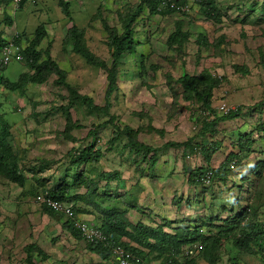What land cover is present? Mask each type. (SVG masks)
<instances>
[{
    "label": "rangeland",
    "instance_id": "374dc122",
    "mask_svg": "<svg viewBox=\"0 0 264 264\" xmlns=\"http://www.w3.org/2000/svg\"><path fill=\"white\" fill-rule=\"evenodd\" d=\"M68 1L71 18L59 0H26L20 9L10 3L4 7L7 17L1 23L6 24L9 15L13 18L8 33L22 32L25 47L37 41L36 65L49 63L40 69L32 68L28 60H13L4 69L0 64V111L9 115L5 117L12 130L9 148L25 177L20 185L0 174V264H28L31 244L35 256L40 249L47 255L38 264H116L114 257L91 251L92 243L82 234L74 237L66 225L68 218L50 215L35 197L39 190L73 182L72 190L65 192L66 202L72 204L76 194L86 192L76 184L81 172L94 178L104 170L139 173L127 187L137 190L139 199L134 202L143 210H129L134 222L152 224L170 236L204 228L200 239L174 248L172 258L179 264H264V0H214L215 9L202 6L206 0H167L181 7L165 14L155 11L157 3L149 0ZM213 12L218 18L211 17ZM129 20L140 45L119 63L118 88L109 110H91L69 86L104 107L108 71L75 50L70 28L83 29L80 42L111 67L109 32L123 35ZM177 32L182 33L178 40L171 37ZM56 67L66 72L64 80ZM203 72L213 78L214 107L222 102L243 107L239 117L220 124L224 134L219 139H208L207 146L218 142L210 161L201 137L182 146L167 143L186 142L200 132L202 124L194 118L198 100L188 98L179 78ZM30 76L33 82H27ZM8 78L27 83L20 91H11L2 81ZM68 116L79 126L71 132H66ZM126 126L141 142L161 150L157 171L143 157L145 149L128 145L121 131L110 143L117 127ZM91 129L95 134L89 135ZM239 133L242 136L234 141ZM239 140L242 151L236 147ZM84 149L92 158L93 152L101 153L100 161L85 169L74 161ZM232 152L240 154L241 161L231 164V173L215 175L205 185L191 180L199 168L218 169ZM240 191L243 197L236 204L237 197L232 196ZM79 203L77 198L76 206ZM240 214L247 234L235 229L221 235V226ZM157 251L150 253L147 264L172 256V250Z\"/></svg>",
    "mask_w": 264,
    "mask_h": 264
},
{
    "label": "trees",
    "instance_id": "16d2710c",
    "mask_svg": "<svg viewBox=\"0 0 264 264\" xmlns=\"http://www.w3.org/2000/svg\"><path fill=\"white\" fill-rule=\"evenodd\" d=\"M6 2H9L10 0H5ZM26 0H23L20 8L23 7ZM150 2L157 3V9L154 8L155 11L160 13H168L171 10L177 11L176 8L171 7V3L175 1H169L167 2L168 9L171 10H158V5L162 0H149ZM181 2H185L182 0ZM60 5L62 6V10L64 14L71 18L70 15V2L68 0H59ZM177 5L179 2H175ZM202 6L209 7L210 9H215L214 0H206L205 3L202 4ZM7 17V16H6ZM211 17L218 18V15L213 12L211 14ZM11 18V17H9ZM6 20V23L8 25H12V22L10 19ZM125 33L123 35H119L117 32H115L113 29L109 32V39H110V46L113 49V64L111 67L106 66L104 61L99 59L95 54L88 50L84 44H82L79 40V38L82 35L83 29L78 28L76 25H73L70 28V35L74 39V48L77 52L81 53L84 57H86L88 60L92 61L94 64L107 69L108 71V87L105 94V101L106 104L104 107H100L97 104L94 103L93 98L89 97L88 95L79 94L78 90L73 87L69 86V91L72 93V95L76 98L81 99L86 106L93 110V109H99L102 112L106 113L107 110L112 106L111 102V96L114 93V91L118 88L117 86V75L119 72L118 66L119 63L122 61L124 57H126L129 54H134L137 51L138 45H140L138 42L134 39V28L131 25V20L127 22L125 25ZM40 31L38 34H36V37L39 39ZM181 32H177L175 34H172L171 37L175 38L176 40L180 39L179 36H181ZM186 36V33H185ZM9 41L7 39H2L0 35V55ZM20 44V42L18 41ZM35 46H37V41L34 42V44L31 46L24 47L23 49V55L24 60H28L29 63L32 65V68L40 69L45 66L49 62H45L43 64L36 65L35 63V56L37 55V52L35 51ZM6 66L3 67V69ZM57 71L58 74L61 77V80H64L66 78V72L58 67ZM29 77V76H27ZM30 79V80H29ZM29 81H34V79L30 76L28 78ZM3 84L5 85V88L11 91H20L21 88L25 86L27 83L26 81H12L10 78L7 80L3 79ZM213 81V78L210 74L203 72L201 74H184L179 78V82L182 84L183 88L186 90V92L189 93L188 98L190 99H196L201 103L205 108L209 110V113L201 117L200 119H195L197 123L200 125L202 124L201 130L198 134L192 136L189 138L186 142H174L169 141L167 142L170 147L174 146H182L185 144H190V142L197 137H201V139H205L204 142V151L206 152V159L210 161L211 151L215 150L216 146L218 145V142H215L213 145L210 144V146H207L208 139L215 138L216 140L219 139V136L224 134L219 129V126L222 122L229 121L231 119H235L239 117L241 114L243 107L239 106L237 110L230 112L228 114L219 115L214 109L213 104L211 103V96L213 93V88L211 86V82ZM249 110H252V108H248ZM0 111V174H5L8 178H10L12 181L18 182L20 185H24L25 177L20 171L19 164L17 162L16 156L11 154V150L9 148V138L12 135V130L9 124L5 122V115L1 114ZM195 118V117H194ZM68 126L66 128V132H71V130L78 128V124L73 122L70 119V116H68ZM223 129V128H222ZM118 132L117 135L113 137L110 140V143H115L117 141L118 136L120 134L119 131H121L123 134H125L128 137V145L131 147L138 148L139 151H142V149H145V153L143 155L144 158H149L151 161V166L155 169H157L158 163H159V153L161 150L153 147L149 144H146L144 142H141L138 139L137 132L134 131L132 127L126 126L123 130L119 127H117ZM232 130V129H231ZM237 130L238 129H233ZM237 133V132H236ZM95 134V130L91 129L89 131V135ZM241 133L235 134V139H239L241 137ZM236 147L240 149L241 151L244 148V145L242 141H238ZM95 153V154H93ZM93 158L91 156L90 150L84 149L81 150L77 156V158L74 160L75 162H79L84 166L89 168V165L93 162H99L101 159V153L93 152ZM239 161H241L240 154H237L235 152L229 153L226 157L225 162L216 170H213L211 168L209 169H203L199 168L197 175L193 174V178L191 180H196L197 182L201 183V185H205L207 183H211L214 180L215 175L222 176L225 172L231 173V164H238ZM94 162V163H96ZM93 163V164H94ZM81 175L79 179H81L76 184L79 186H84L86 188V192L84 194H76V197L78 198V201L81 203L75 204V200L72 203V207L75 211V214H87L91 216V221L89 222V218L85 217V221L89 222L91 224H94L95 226L102 229L106 235L113 240L114 242L123 245L126 249L129 251L139 255L142 257V259L146 262V264L149 262L151 258V252L154 251H168L172 250V256L166 260V261H159L160 254L155 258L157 261H159L160 264H179V260L174 259L175 252L174 248L180 247L183 244H191L198 239H200L202 233L203 227L197 228L192 230L191 228H188L184 233H175L174 235H168L164 230L153 228L152 224H148L144 221L140 222H134L129 217V210L143 211L141 206H139L136 202H134L136 199H139L137 190H128V184L131 182V177L135 176L132 175L130 178L127 176H124V172L119 171H101L98 173L94 178H90L91 175H85L84 172H81ZM89 177V178H86ZM74 180V179H73ZM104 182V184H102ZM74 185L73 182L67 183L65 185V182H63L62 185H57L53 189H45L48 190L50 194L54 196V198H57L62 201H67L65 199V192L72 190L70 185ZM102 185L104 188H102ZM103 189V190H102ZM122 191L120 192V190ZM45 190H39L40 192ZM243 191V190H242ZM242 191L238 192L240 193L239 196L238 193L233 197L235 199L237 197L236 204H240V200L243 197ZM60 192L61 194H58ZM36 192L35 197L37 195ZM68 195V194H67ZM75 196V195H74ZM119 197V198H116ZM129 197V199H128ZM231 197V199H232ZM134 198V199H133ZM111 204V205H109ZM235 202H232V205H234ZM47 213L53 216L57 215H63L62 212H57L53 210L52 208L41 204ZM120 205H122L124 208H121ZM240 206V205H239ZM228 207H225L224 209H227ZM138 209V210H137ZM242 214V213H241ZM240 215L234 216L235 219H228L226 226H221L222 229L219 231L221 235H225L228 232H231L235 229H239V231L243 234H247L248 228H244L245 225H247L246 222H240ZM86 215V216H87ZM87 218V219H86ZM66 225H68V228L70 229V233L74 237H81V233L74 227V223L72 219H67ZM149 225V226H148ZM180 237L183 238V240H180ZM247 236L244 235V239H246ZM127 239V240H125ZM124 240V241H123ZM154 240V241H153ZM244 245V242L241 241ZM168 246H171L170 248H167ZM89 248L91 251H93L96 254H99L102 257H112V252L109 250L107 246H104L102 243L99 244H89ZM35 249V245L31 244L27 249V260L28 264H38V262L43 261L47 259V255L43 250H38L37 256L33 254V251ZM157 251V252H158ZM181 251L180 249L177 250V252ZM159 253V252H158ZM116 262V261H115ZM117 264V263H116ZM192 264H198L196 262H193Z\"/></svg>",
    "mask_w": 264,
    "mask_h": 264
},
{
    "label": "built area",
    "instance_id": "2783aa9c",
    "mask_svg": "<svg viewBox=\"0 0 264 264\" xmlns=\"http://www.w3.org/2000/svg\"><path fill=\"white\" fill-rule=\"evenodd\" d=\"M13 2L17 7L20 5L21 0H13ZM15 37H17L16 34H14L12 39H9V43L5 45L0 59L1 64H9L13 60L22 61L24 59L23 47L21 44L15 42ZM194 106L195 111L197 112L195 119H200L209 113V110L199 102L195 103ZM213 109L219 115L228 114L237 110V108L229 106L226 102H222V104L216 107L213 105ZM36 201L57 212H62L65 217L72 219L74 227L83 235L86 241L90 243L101 242L104 246H107L112 252V256L115 258L117 264H145L141 256L129 251L123 245L110 240L102 229L94 224L84 221L81 215H76L72 204L54 198L48 190L37 193Z\"/></svg>",
    "mask_w": 264,
    "mask_h": 264
},
{
    "label": "clouds",
    "instance_id": "9594fccd",
    "mask_svg": "<svg viewBox=\"0 0 264 264\" xmlns=\"http://www.w3.org/2000/svg\"><path fill=\"white\" fill-rule=\"evenodd\" d=\"M22 1L23 0H21V3H22ZM167 0H162L160 3H159V5H158V10L160 11L161 9H163V10H167L169 7H167V6H165V4H167ZM21 3H20V5H21ZM10 4H13V6H14V9H20V5L19 6H15L14 5V2H13V0H10ZM171 7L172 8H180L181 7V5H177L175 2H173V3H171ZM10 16V15H9ZM11 17V16H10ZM11 19H12V21H13V18L11 17ZM10 27H13V24L11 25V26H9V28ZM9 35H8V37H5V39H7L8 41H9V39L11 40L12 39V37H13V35L14 34H16L17 35V37H15V42H17L18 43V41L20 42V44L22 45V47H23V49H24V37H23V33L22 32H20L19 30H16V31H14L13 33H8ZM1 55H2V53H1ZM1 55H0V59H1ZM24 60V59H23ZM22 60V61H23ZM0 64H1V61H0ZM2 66H5V65H7V64H1ZM197 103V102H196ZM213 106V105H212ZM195 110V109H194ZM79 215H81V214H79ZM84 220V219H83ZM85 221V220H84ZM202 231H204L203 229H202ZM113 257V256H112ZM115 259V258H114ZM116 261V260H115ZM145 262V261H144ZM145 264H146V262H145Z\"/></svg>",
    "mask_w": 264,
    "mask_h": 264
},
{
    "label": "crops",
    "instance_id": "0c3cea01",
    "mask_svg": "<svg viewBox=\"0 0 264 264\" xmlns=\"http://www.w3.org/2000/svg\"><path fill=\"white\" fill-rule=\"evenodd\" d=\"M8 3H10V1L9 2H6L5 0H0V35H1V37H2V39H4L5 37H8V29L7 28H9V26L10 25H8L7 23L6 24H3V23H1L2 22V19H4V18H6V14H5V12H4V7H6L7 6V4ZM9 15V14H8ZM10 17V16H9ZM2 77V76H1ZM18 78H19V76H18ZM17 78V79H18ZM17 79H15V80H12V81H16ZM7 89V88H6ZM7 109H9L10 110V108H7ZM5 117L6 118H9V115L7 116V115H5ZM159 164H160V161H159V163H158V166H159ZM158 166H157V168H158ZM156 171H157V169H156ZM134 175H139V173H137L136 171H135V173H134ZM124 176L125 177H131L132 176V174L131 175H129L127 172H126V170L124 171ZM83 215V216H82ZM81 217L84 219V217H86V215L85 214H81Z\"/></svg>",
    "mask_w": 264,
    "mask_h": 264
}]
</instances>
